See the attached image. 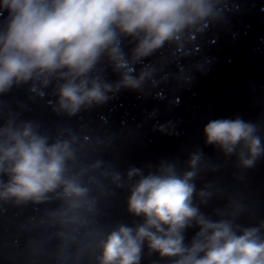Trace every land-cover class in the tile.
Masks as SVG:
<instances>
[{"label":"clouds","instance_id":"9594fccd","mask_svg":"<svg viewBox=\"0 0 264 264\" xmlns=\"http://www.w3.org/2000/svg\"><path fill=\"white\" fill-rule=\"evenodd\" d=\"M228 11V0H0V16L8 13L0 24V96L27 85L31 99L43 100L51 87L48 106L69 119L108 104L121 90L163 100L157 89L170 81L183 88L194 72L206 71L210 61L181 62L197 54L198 38ZM125 40L134 45L130 54ZM165 49L166 57L143 63ZM170 63L177 65L175 74L165 71ZM102 64L119 79L108 81ZM0 121V211L5 205L58 204L46 220L58 229L63 260L80 264L86 254L91 264H141L147 247L149 255L171 264H264V222L236 224L244 211L239 203L230 202V212L216 211L218 219L201 211L213 195L211 185L197 191L194 183L203 167L201 150L189 154L184 171L177 161L162 160L147 171L130 167L121 173L101 160L85 163L90 136L81 140L66 127L53 137L39 124L2 111ZM157 130L178 135L171 122ZM259 133L257 124L239 117L211 120L203 129L205 144L225 158L235 155L242 170L264 156ZM102 180L115 190L127 188V212L142 222L97 227L99 197L93 189L100 197L115 195ZM192 227L198 231L185 244Z\"/></svg>","mask_w":264,"mask_h":264},{"label":"water","instance_id":"95a60500","mask_svg":"<svg viewBox=\"0 0 264 264\" xmlns=\"http://www.w3.org/2000/svg\"><path fill=\"white\" fill-rule=\"evenodd\" d=\"M231 11L225 20L211 27L198 38V52L183 60L186 66L197 62L210 61L204 72H194L193 82L177 89L170 81L157 89L164 99L154 94L145 99L136 92L121 90L108 104L91 111L81 112L69 119L57 115L48 106L49 95L43 100L31 99L28 86L14 87L8 94L0 96V111L19 114L24 121H33L41 131L55 137L62 128H71L81 137L90 136L92 143L87 147L85 163L96 160L104 166L121 173L130 167L143 168L158 166L160 161H177L181 171L189 154L197 149L204 155L203 167L194 181L197 191L207 185L213 195L201 211L212 219L218 210L231 211L230 202L244 206V211L235 221L242 227H251L264 222V156L251 169L237 168V158L223 157L213 146L205 144L203 129L215 119L237 117L257 124L264 140V0H228ZM8 13L0 16L2 24ZM134 45L124 41V52L130 54ZM167 56L163 53L147 58L143 63H152ZM104 77L115 82L119 75L106 64ZM141 64L136 65L139 72ZM165 71L175 74V63ZM178 99V104H170ZM156 112L155 117L149 114ZM2 122V121H0ZM171 122L178 135H167L157 130L160 124ZM217 168L212 171V168ZM103 171V169H101ZM99 177V172L94 173ZM106 191H115L114 196L100 197L94 188L93 195L99 197L97 227L107 231L117 223H139L127 212V188L115 190L107 180H102ZM196 202V201H194ZM198 203V202H197ZM58 204L40 206L31 204L22 207L5 205L0 211V264H73L61 257L56 239L57 228L48 225L47 214ZM198 231L192 227L185 231L188 244ZM83 235V234H81ZM88 240H83L87 245ZM76 249L72 248L71 253ZM80 264H91L85 254ZM141 264H171L158 254H148L147 247Z\"/></svg>","mask_w":264,"mask_h":264}]
</instances>
